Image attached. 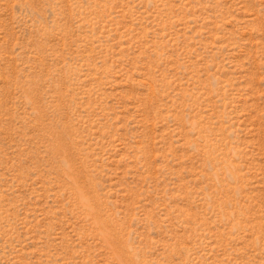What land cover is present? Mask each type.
Wrapping results in <instances>:
<instances>
[{
  "label": "rangeland",
  "instance_id": "rangeland-1",
  "mask_svg": "<svg viewBox=\"0 0 264 264\" xmlns=\"http://www.w3.org/2000/svg\"><path fill=\"white\" fill-rule=\"evenodd\" d=\"M0 264H264V0H0Z\"/></svg>",
  "mask_w": 264,
  "mask_h": 264
}]
</instances>
